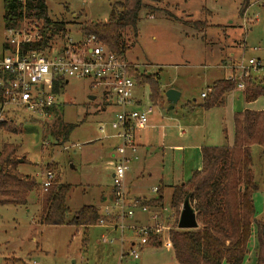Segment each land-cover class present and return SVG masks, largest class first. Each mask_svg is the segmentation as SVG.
Segmentation results:
<instances>
[{
    "label": "rangeland",
    "instance_id": "1",
    "mask_svg": "<svg viewBox=\"0 0 264 264\" xmlns=\"http://www.w3.org/2000/svg\"><path fill=\"white\" fill-rule=\"evenodd\" d=\"M122 1L45 0V3L52 23L56 26L64 25L65 36L78 40L84 37L80 32L83 23H107L112 5ZM249 1L246 12L240 15L242 0H143L145 5L139 13L137 36L134 37L131 30L125 32L124 39L129 46L125 57L131 65L136 66L138 72L154 75L160 86L174 80L182 90V97L173 110H168L166 104L162 108L151 105L147 85L136 84L133 90L141 98L142 107L149 106L153 112L160 113V124L164 127L182 114L197 120L196 123L200 122L204 114L201 109L195 108L189 113L182 109V105L201 102V94L207 92V85L212 84L213 77L215 80L224 79L223 75L232 71L235 78L231 79L236 82L243 76L244 79L249 78L264 85V0ZM3 15L0 0V56L5 52L7 36ZM188 22L200 24L190 26ZM61 36L58 34L59 39L64 40ZM234 47L235 60L229 68L220 70L216 67L218 60L222 59L220 51L226 55ZM251 58L259 62L256 71L248 68L243 70L242 67L247 66ZM235 90L233 111L241 112V91L237 86ZM92 97L94 99H90ZM117 110L112 99H106L101 90H93L89 82L70 80L56 94L50 119L42 120L36 116L29 117L28 114L10 115L14 120L11 125L16 132L0 130V152L4 143L17 146L14 155L18 160L17 171L33 177L37 188L28 195L26 206H0V264H178L172 248L164 242L169 238L170 231L161 237L160 246L142 248L139 259L133 260L128 256L130 245L127 242L137 240V237L130 230L121 233L98 224L87 230V242L84 243L82 228L67 225L41 227L36 223L40 210L41 184L47 171L53 174L52 181L58 179L70 186L66 198L69 217L85 205H94L99 214L104 206L111 205V173L116 160L113 158V166L110 155L113 153L111 146H116V142L113 139L101 140L99 128L104 126L107 134H111L108 124ZM2 122L7 123L8 120ZM69 124L76 127L65 137L63 129ZM162 135L168 138L169 130L160 125L156 150L148 156L152 177L144 172L137 182L138 190L150 195L154 193H151V188L159 185L156 178L160 174L163 175L164 184L172 176V157L168 151L163 163L160 158ZM174 137H177V133ZM194 139L198 140L199 135H194ZM191 141L180 139L174 143L180 145ZM210 141L215 145H225L223 133L218 136V140ZM251 155V169L259 188L253 197L255 218L263 220L264 150L253 146ZM135 164L133 162L132 167ZM173 164H179V160L174 159ZM189 178L190 175L185 182ZM102 195L107 199L104 204H100ZM163 203L169 211L168 190L164 191ZM181 207L179 214H173L171 230L177 228ZM123 237L124 240L126 238L125 242ZM256 247L253 228L248 254L242 264H254ZM122 249L125 256L120 258Z\"/></svg>",
    "mask_w": 264,
    "mask_h": 264
},
{
    "label": "trees",
    "instance_id": "2",
    "mask_svg": "<svg viewBox=\"0 0 264 264\" xmlns=\"http://www.w3.org/2000/svg\"><path fill=\"white\" fill-rule=\"evenodd\" d=\"M3 22L5 29L15 27L25 19H36L42 24V35L61 34L66 39L64 25L56 26L47 14L45 0H2ZM250 4L242 0L239 14L243 15ZM143 0H123L112 5L110 19L107 23L85 22L80 32L84 37L94 36L110 52L125 58L129 46L125 42V32L131 30L137 36L139 13L144 7ZM197 26L200 22H188ZM46 39V38H45ZM44 47V46H42ZM130 76L136 84L147 85L151 105L163 106L161 88L157 78L152 74L130 70ZM0 79L4 75L0 73ZM243 98L253 102L264 97V85L247 78L244 79ZM64 85L56 83L54 94H58ZM234 79L215 82L203 98L202 108L213 109L222 104L226 94L235 90ZM2 99L0 89V101ZM187 109L192 108L190 105ZM52 111V110H51ZM12 120L0 122V130L14 133ZM66 125L64 136L75 128ZM226 137V132L223 130ZM258 146L264 150V111L244 110L233 115L232 146L203 147L201 149L202 166L194 171L190 178L172 190L170 208L179 214V208L188 200L194 210L198 228L178 230L169 233L171 248L178 264H242L248 254L249 240L255 228L257 247L254 252V264H264V219L255 218L254 195L258 185L252 172L251 147ZM17 146L4 143L0 152V206L23 207L28 195L36 188L33 177L22 175L17 171L18 160L14 157ZM68 184L58 179L40 193L39 215L36 223L41 227H60L63 225L82 228L84 243L87 230L97 226L101 220L98 209L93 205L82 206L71 217L66 206ZM161 196L142 205L160 206ZM156 240V239H155ZM157 247L160 242L156 240Z\"/></svg>",
    "mask_w": 264,
    "mask_h": 264
},
{
    "label": "built area",
    "instance_id": "3",
    "mask_svg": "<svg viewBox=\"0 0 264 264\" xmlns=\"http://www.w3.org/2000/svg\"><path fill=\"white\" fill-rule=\"evenodd\" d=\"M6 31L5 52L0 56V73L4 75V79H0V122L12 120L11 116L14 117L16 113L50 119L56 97L54 85H64L70 80L89 82L93 90H101L106 99H112L118 109L108 124L111 134H107L106 127L99 128L101 140L115 139L118 144L114 149L116 163L111 175L112 203L102 209L100 215L106 220L101 218L98 224L121 233L131 230L137 240L129 242L128 256L138 260L142 248L157 247L156 240L161 245V237L171 231L174 213L171 209L151 208L137 200L127 199L125 175L129 170V154L136 151L135 132L148 126L153 112L149 106L134 107L133 90L136 83L130 76V70H137L136 66L131 65L126 57L110 52L94 36L78 40L67 37L62 40L56 34L43 37L42 24L36 19L24 18ZM258 65V60L249 59L247 66L242 68L256 71ZM242 79L243 76L237 81V89L241 91L244 90ZM207 92L201 97L204 98ZM53 178L50 171L45 173V180L41 184L43 191L51 185ZM152 191L157 193L158 189ZM137 210L149 215V224L125 226V221L133 219ZM164 242L171 247L169 238ZM123 255L122 252L120 258Z\"/></svg>",
    "mask_w": 264,
    "mask_h": 264
},
{
    "label": "crops",
    "instance_id": "4",
    "mask_svg": "<svg viewBox=\"0 0 264 264\" xmlns=\"http://www.w3.org/2000/svg\"><path fill=\"white\" fill-rule=\"evenodd\" d=\"M222 49V48H220ZM255 51H260L259 48H254ZM227 54L225 55L224 52L220 51L221 60L219 59L216 64V67H218L220 70L229 68L232 64V61L235 60V51L236 48L233 49L230 48L228 50ZM222 52V53H221ZM253 59V58H251ZM131 64V63H130ZM178 67V66H174ZM261 68V67H260ZM225 73V71H223ZM233 72L231 71L230 74L223 75L224 79L215 80L214 77L211 78V85H207V90H210L212 85L221 80H229L231 78H235L232 76ZM264 78V75L262 76ZM137 86V85H136ZM161 90V96L163 98V106L164 104L170 106L164 96V93L169 89H175L180 93V97L176 103L178 105L181 97H182V90L179 88L177 83L173 80L171 83H167L164 86H160ZM236 92V90H234ZM241 91V90H240ZM135 92V91H134ZM133 92V96L135 99V106L140 108L142 106L141 98L135 95ZM243 91H241V98L243 101V109L244 110H250V111H264V97H259L253 102H245L243 98ZM137 94V93H136ZM234 92H230L226 94L223 98V102L221 105L210 109V110H204L201 106V102L194 101L193 104L190 102H187L182 105V109L186 112H192L195 108L201 109V111L204 113L201 115V119L199 123H196L197 120H191L190 118H187V114H182L181 117L173 119V122H170L167 124V126L164 127V125L160 124V121L162 119L160 118V113L152 112V114L149 117V123L148 126L145 129L137 130L135 132V146L136 151L134 154H129L130 161H129V170L127 171L125 175V185L127 189V199L129 201L137 200L139 202L145 203V202H152L155 199L161 196V202L160 206L157 207V209H160V207H164L163 203V194L164 191L168 190L169 192V202L171 203V195L172 190L174 187L181 185L182 183H185V179L187 176H191V174L194 171H199L202 166V159H201V149L203 147H221V146H232L233 144V103H234ZM202 95V94H201ZM175 105V106H176ZM191 106L192 108L187 109L186 106ZM163 106H158L162 108ZM173 107L171 110L175 109L176 107ZM169 110V108H168ZM102 112L105 111L104 108L101 110ZM241 111V112H242ZM162 126L163 128L169 130V136L166 138L167 135L161 136V142H160V148L161 154V162L163 163V158L167 155V153L172 157V176L170 177V181L163 183V175L160 174L156 181L159 184L156 187L151 188V193L153 192V188H157L158 191L156 194L152 193L153 195L147 194L144 191L138 190V178L142 176L144 172L148 173L149 177L151 178V170H150V163L148 162V156L156 150V140L158 137V127ZM223 130L226 132V137H224L225 145H215L210 140H218V136L223 133ZM175 133H177V137H174ZM188 135V137H187ZM194 135L198 136L199 139H194ZM180 139H191L192 141L189 143H184L178 145L174 142L179 141ZM115 140V139H113ZM116 146L118 144L117 140H115ZM218 142V141H217ZM115 144L111 147H113V153L110 155L111 159L113 160L114 156V149L116 148ZM167 146V148H166ZM253 147H251L252 149ZM166 151H168L166 153ZM137 155V156H136ZM136 156V157H134ZM252 156V155H251ZM174 159L179 160V164L174 165L173 161ZM136 163L132 167L133 162ZM136 161V162H135ZM113 166H114V160ZM132 162V163H131ZM139 162V164H138ZM131 164V165H130ZM112 164L110 167H112ZM136 167V169H134ZM133 171V172H130ZM113 173V171H112ZM111 173V175H112ZM165 189V190H164ZM110 203L112 201V187H111V196H110ZM106 196L102 195L100 197V204L106 203ZM170 205V204H169ZM94 206V205H93ZM106 207V206H104ZM103 207V208H104ZM151 208H156L151 206ZM98 209V208H97ZM125 226L131 227L135 225H146L149 224V215L143 214L140 211H135L134 218L131 220H126ZM131 225V226H129ZM107 227V226H106ZM109 228V227H107ZM112 229V228H109ZM117 230V229H112ZM131 231V230H130ZM125 232V231H124ZM134 234V233H133ZM126 241V238H125ZM134 241V239H131L129 242ZM166 245V244H165ZM124 253L123 249L121 253ZM121 257V255H120Z\"/></svg>",
    "mask_w": 264,
    "mask_h": 264
},
{
    "label": "water",
    "instance_id": "5",
    "mask_svg": "<svg viewBox=\"0 0 264 264\" xmlns=\"http://www.w3.org/2000/svg\"><path fill=\"white\" fill-rule=\"evenodd\" d=\"M167 103L171 110L177 103L180 93L175 89H169L164 93ZM90 99H94L93 97ZM198 228V222L194 210L191 208L188 200H185L180 211L179 220L177 222L178 230H193Z\"/></svg>",
    "mask_w": 264,
    "mask_h": 264
}]
</instances>
